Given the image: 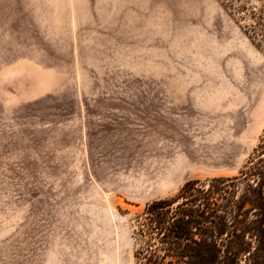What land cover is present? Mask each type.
Returning <instances> with one entry per match:
<instances>
[{
	"label": "rangeland",
	"instance_id": "obj_1",
	"mask_svg": "<svg viewBox=\"0 0 264 264\" xmlns=\"http://www.w3.org/2000/svg\"><path fill=\"white\" fill-rule=\"evenodd\" d=\"M262 5L0 0V264H137L149 204L246 170Z\"/></svg>",
	"mask_w": 264,
	"mask_h": 264
},
{
	"label": "trees",
	"instance_id": "obj_2",
	"mask_svg": "<svg viewBox=\"0 0 264 264\" xmlns=\"http://www.w3.org/2000/svg\"><path fill=\"white\" fill-rule=\"evenodd\" d=\"M262 2L245 13L264 46ZM255 153L237 176L187 181L174 198L149 204L134 230L137 264H264V137Z\"/></svg>",
	"mask_w": 264,
	"mask_h": 264
}]
</instances>
